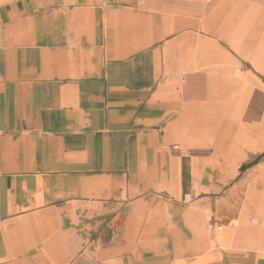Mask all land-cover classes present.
I'll return each mask as SVG.
<instances>
[{
    "label": "crops",
    "instance_id": "crops-1",
    "mask_svg": "<svg viewBox=\"0 0 264 264\" xmlns=\"http://www.w3.org/2000/svg\"><path fill=\"white\" fill-rule=\"evenodd\" d=\"M230 1L0 0V264H264V194L214 240L188 154L260 89Z\"/></svg>",
    "mask_w": 264,
    "mask_h": 264
},
{
    "label": "rangeland",
    "instance_id": "rangeland-1",
    "mask_svg": "<svg viewBox=\"0 0 264 264\" xmlns=\"http://www.w3.org/2000/svg\"><path fill=\"white\" fill-rule=\"evenodd\" d=\"M225 9L231 10L227 21L243 40V51L246 56H257L256 74L261 77L262 81L254 78L260 89L249 96L244 112L238 107L233 109L230 115L233 121L228 123L231 126L229 129L212 130L208 144L194 147L188 153L196 161L195 168L199 174L205 169L206 173L211 175L210 179L197 177L196 181L212 186L208 201L214 205L215 214L207 220L206 224L207 231L214 237V240L219 226H235L241 209L249 199L264 194V172L249 177L253 166L240 172L242 166L253 163L260 155L262 156L256 164L264 163V149L248 152L243 146L245 141H258V135L264 134V0H231ZM238 11H241L240 14ZM247 68L250 66L247 65ZM230 146L236 147L237 152L246 156V159L238 164V169L233 175L228 174L230 166L227 161L233 156L228 153ZM247 178L248 185L239 189L240 184ZM200 196L189 197L183 201V204L188 205ZM224 205H229L230 209L226 210L228 206L224 207ZM250 210L251 214L248 219L252 220L253 209ZM182 231L187 234L183 227ZM213 244L216 249V242ZM236 264H246V262Z\"/></svg>",
    "mask_w": 264,
    "mask_h": 264
},
{
    "label": "trees",
    "instance_id": "trees-1",
    "mask_svg": "<svg viewBox=\"0 0 264 264\" xmlns=\"http://www.w3.org/2000/svg\"><path fill=\"white\" fill-rule=\"evenodd\" d=\"M261 156H262V155H260V157H261ZM260 157H258L253 163H251V164H249V165H246V166H242V167L240 168V172H244L245 170H247V169L251 168L252 166H254Z\"/></svg>",
    "mask_w": 264,
    "mask_h": 264
},
{
    "label": "bare ground",
    "instance_id": "bare-ground-1",
    "mask_svg": "<svg viewBox=\"0 0 264 264\" xmlns=\"http://www.w3.org/2000/svg\"><path fill=\"white\" fill-rule=\"evenodd\" d=\"M219 230H220V228H219Z\"/></svg>",
    "mask_w": 264,
    "mask_h": 264
}]
</instances>
